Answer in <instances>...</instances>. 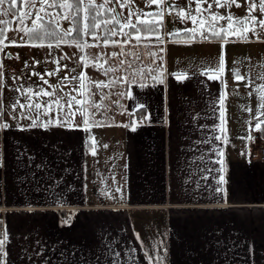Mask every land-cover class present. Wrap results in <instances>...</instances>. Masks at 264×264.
Here are the masks:
<instances>
[{"label":"crops","instance_id":"0c3cea01","mask_svg":"<svg viewBox=\"0 0 264 264\" xmlns=\"http://www.w3.org/2000/svg\"><path fill=\"white\" fill-rule=\"evenodd\" d=\"M183 32L187 38L157 45L163 58L150 74L125 83L113 73L110 95L94 82L111 78L88 61L84 71L68 66L56 87L47 83L66 100L87 99L71 109L80 127H29L24 117L36 113L8 106L1 87L0 123L9 125L0 130L3 264H149V257L151 264H264V163L248 155V137L264 135V38ZM166 46L176 47L172 60ZM80 73L84 88L73 91L79 83L71 77ZM103 96L100 108L91 106ZM64 105L40 109L38 122L62 119Z\"/></svg>","mask_w":264,"mask_h":264},{"label":"rangeland","instance_id":"374dc122","mask_svg":"<svg viewBox=\"0 0 264 264\" xmlns=\"http://www.w3.org/2000/svg\"><path fill=\"white\" fill-rule=\"evenodd\" d=\"M101 2L102 0H96L97 4ZM209 5H211L210 10H209ZM220 5L222 6H217L215 0H207V2H204V0H199V2L198 0H164V3L161 4L160 6H157L156 4L149 5L146 3V0H132L131 7L143 13L155 14V13L163 12V17L164 14H167L170 11L176 12V18L174 20L164 21V18H162L163 27L161 28L160 31L164 41L171 38L172 33H176L177 35H179L180 33H183L184 30L193 29V28L198 29L195 37H199L200 32H204V35L208 37L211 35L207 31L209 23H214L216 25L217 30H219L218 29V23H219V27L224 28L226 30V32H224L223 35L224 38H234L237 36L239 37L246 36L252 39L255 37L264 38L263 31L259 29L258 32L256 31V33H253V31L250 30L249 28V27L254 28L258 26L260 27L261 26L260 21L264 20V12L261 11L260 0H236L235 3H233L232 0H220ZM39 7H40L39 0H37V9ZM108 7L116 8L118 13H121L123 17L125 18L128 17V12H129L128 6H125L123 9H121L117 4L112 3L109 4ZM197 7L201 9L199 13L195 11ZM178 8L184 9L183 17L181 15H178ZM6 10H8V7L5 4L3 6V9H0V11H6ZM22 10L32 11L33 14H35L36 11V9L26 8L24 5ZM48 11H60V10L48 9ZM213 14H215L217 17H224V18L223 19L218 18L215 21H212L211 17ZM41 15L44 14L41 13ZM113 15H115V13H113ZM190 16H196L197 23L195 25L192 23ZM228 16L232 17L231 29H228V23H229ZM202 18L205 20V24L201 28L200 20ZM130 19L132 20L133 23H137L136 16H132ZM141 19L159 20L160 17L142 16ZM0 20L11 22L8 23V27L5 33L7 39L4 40V46L2 47V49H0V63H2L3 65V67L0 68V73H2V75H0V90L2 89L1 87L4 86L3 89H5L4 91L6 93V100L5 101L3 100V102H6V104L13 102L16 107L22 109L19 106L20 103L18 101H20L22 102L23 105L26 106L24 107L25 112L28 111H30L31 113L37 112V110L34 107L31 110L27 107V105H29L30 103L33 106L36 103H39L41 105L40 109L44 111V108L47 106L48 103L60 99L61 97H63V99L60 100L61 104H64L66 102V98L63 95L59 94L57 96L56 93H55L56 95L54 96L36 95V93L39 92L41 88H43L48 92L49 90L47 89L46 84H39L33 82L34 80H36L35 78L31 80V77H29L31 76L29 74L30 69L36 70L41 74L51 72L53 73V75H56V79H53L55 78V76H53L51 79L49 78L48 75L44 76V80H47L49 84L56 87L57 86L56 83L58 81L60 83V75L62 74V72H64V70H67L68 66H70V68H74L75 70L80 69L81 71H84V62L86 61H88V63L92 62L97 57V55H100L102 59L100 60V64H101L100 69L98 70L96 68V70L98 71V73H101L103 75L105 80H107V78L113 77V73L115 74L116 71L119 72L122 78L127 77L128 79V76L132 75L133 70L140 68L147 70L158 56H159L158 59L163 58L162 51H160L159 53L157 52L156 47L159 44L156 43V39L154 36H150L146 40H144L143 36L141 37L142 40H144V43L149 44L148 48H145L143 44L137 45L135 38H133L127 44H117V45L109 44L108 46H104L103 43L101 42L99 46L87 47L84 49L83 52L78 51L75 47H68L66 45H61L60 48L53 47L49 49L46 46L43 47L31 46L28 43V37L25 36L23 32L17 31V29L23 27V25L20 24L17 15H14L10 12L9 15L7 16H0ZM241 20H245L246 22L243 25H241L238 23V21ZM60 23L63 28L70 27L67 21L61 20ZM25 24L28 27H31V20L26 19ZM1 25L2 24H0V26ZM109 27H111V25H109ZM245 28H247L248 30L244 31ZM237 29H240V31H237ZM124 31L128 32L133 30L130 28H125ZM98 34L102 35V32L98 31ZM112 39L116 41H120L122 39V36L117 35ZM13 40H15L16 42L15 44L11 43V41ZM89 43H94V42L89 41ZM160 46L159 48L161 49ZM244 47L246 46L244 45ZM244 47H242V49ZM175 50L176 47L172 46L167 51V46H166L165 57L167 58V56L169 55L171 60L175 58ZM122 51L124 53L135 52L139 55L140 58L134 59L132 56H126V55H117L116 57H113L111 55L112 53L120 54ZM149 51L157 53V55L155 57L146 55L145 53ZM240 53L243 54L241 48H240ZM65 55L71 57V59H61V57ZM53 59L60 60V64L57 65L53 63L52 62ZM121 60L126 61V63L121 65L120 64ZM36 61H39V63L37 64ZM104 61H106V63ZM127 61H131L132 68L130 69L128 68ZM64 65H67V68H64L63 67ZM57 68H60L61 70L56 71ZM106 68H113L116 70L104 74L103 70ZM145 74H147V71H145L143 75ZM111 80L112 82H110V84H108L109 80L104 81V84H106L107 87L98 88L95 85V89L96 88L100 89V91H102V94L104 95H108V94L110 95L109 91L112 90V85L116 84V80L112 78ZM41 81L43 82V80ZM28 88H32L33 92L26 93L24 90ZM17 89H19V91H17ZM82 92L83 90H81V93ZM103 97L104 98L102 100H98L99 102L98 104L103 103L105 101L106 96ZM112 99L113 101L116 102L118 101V97H116L115 95H112ZM7 105L9 106V104ZM56 108L57 106L53 104L51 110H54L53 112L55 111L59 112L60 110ZM49 110L46 113H50L51 111Z\"/></svg>","mask_w":264,"mask_h":264},{"label":"snow or ice","instance_id":"6c2138e0","mask_svg":"<svg viewBox=\"0 0 264 264\" xmlns=\"http://www.w3.org/2000/svg\"><path fill=\"white\" fill-rule=\"evenodd\" d=\"M17 2L18 0H0V9H3V6L5 4L8 5V10L6 11H0V16H7L11 12L12 9H16L15 15L18 16L19 22L23 27L17 29L18 32H23L25 36L28 37V42L31 46H46L49 49L56 47L60 48L61 45H66L68 47H75L78 51L83 52L85 48L92 47V46H99L102 42L104 46L111 45H117V44H127L131 41V39L135 38L137 45L143 44L145 48L149 47L148 43H144V40H146L150 36H154L156 39L157 44H163L164 39L161 35V28L163 27L162 18H163V12L160 13H143L140 11H137L131 7L132 0H102L101 3L97 4L96 0H39L40 7L37 9V0H20V3L23 4L26 8L30 9H36L35 14H33L32 11H25L20 8H17ZM199 2V0H198ZM204 2H207V0H204ZM217 6L220 5V0H215ZM233 3L236 2V0H232ZM115 3L117 4L121 9H123L125 6L129 7L128 17L125 18L122 16L121 13H118L116 11V8L108 7L109 4ZM146 3L156 4L157 6H160L164 3V0H146ZM261 4V11L264 12V0H260ZM254 7V5H253ZM48 9H59L60 11H48ZM211 9V5H209V10ZM197 13L201 11L199 7L195 9ZM43 13L44 15H41ZM115 13V15H113ZM184 9L178 8V15H181L183 17ZM132 16H136L137 23H133L130 19ZM160 17L159 20H149V19H141V17ZM223 19L224 17H217L215 14L212 15L211 19L212 21H215L216 19ZM31 20V27H28L25 24V20ZM190 19L192 23L195 25L197 23L196 16H190ZM67 21L70 25L68 28H63L61 26L60 21ZM228 29L232 28V17L228 16ZM246 21L241 20L238 21L239 24L243 25ZM11 23L10 21H4L0 20V24H8ZM205 24V20L202 18L200 20V27L202 28ZM111 25V27H109ZM260 25L262 28H264V20L260 21ZM103 26V27H101ZM125 28H130L134 31H128L125 32ZM248 29L245 28L244 31H247ZM99 32H102V35L98 34ZM185 31L190 32L192 35L189 37L190 39H194L195 35L198 31L197 28L193 29H186ZM207 31L212 36H220L221 32H226L224 28H220L217 30L216 25L214 23H209ZM237 31H240V29H237ZM253 33H255V28L252 29ZM6 29L0 28V49L4 46V40L7 39L6 36ZM121 35L122 39L120 41L113 40L112 38ZM171 35L175 36L176 33H172ZM144 40H142V37ZM200 36L203 39H207L204 35V32H200ZM126 38V39H124ZM241 39H246V36H241ZM45 41L47 43L45 44ZM89 41H92L94 43H89ZM12 44H15V40L11 41ZM20 46V45H18ZM163 51V49H161ZM148 56L155 57L157 53L154 52H147L145 53ZM75 55V54H73ZM113 57H116L117 55H126V56H132L134 59H139V55L135 52H128L124 53L123 51L120 54L112 53ZM10 58V57H9ZM61 59H71V57L65 55L61 57ZM83 59V58H82ZM102 57L100 55H97V57L92 61V63L97 67L99 70L101 67L100 60ZM53 63L59 65L60 60L53 59ZM106 63V61H104ZM38 64L39 61H36ZM79 63V61H78ZM126 61L121 60L120 64H125ZM223 53L221 55V61L220 66L217 70L222 71L223 70ZM128 68H132L131 61H127ZM88 66L85 64V67ZM3 65L0 63V68H2ZM64 68H67V65L63 66ZM60 68H57L56 71H60ZM116 69L113 68H106L104 69V74H107L108 72L115 71ZM127 70V69H126ZM72 71H75V69H72ZM145 71H147L149 74L153 71L151 68H148L147 70L140 68L133 70L132 75L133 76H142ZM162 74V73H161ZM2 75V73H0ZM31 75L39 76L41 80L45 84H47V80H44V76L48 75L51 76L53 73H37L33 72ZM186 74H177V77L180 78L181 76ZM237 79H243L239 75V73H235ZM211 79L212 77L209 76ZM64 79H68L67 77ZM72 80L78 81L79 88H73V91H79L80 89L84 88L83 83V73L72 76ZM125 83H129L127 77L122 78ZM153 80H158L160 83H163V80L160 79L159 76H153ZM96 87H107L106 84H104L103 81H95ZM146 85L141 83L140 87H145ZM49 87H53L52 85H49ZM264 90V89H262ZM258 90V91H262ZM19 91V89H17ZM26 93H32L33 89L28 88L24 90ZM36 95H44V96H54L55 91L48 92L44 90L43 88L40 89L39 92L36 93ZM121 95H125V93H121ZM127 95L131 96V93H127ZM104 97H102L103 99ZM30 99V97H29ZM63 99L61 97L60 99H57L55 101H52L51 103H48L47 106L44 108V112L46 113L49 109L52 108V105L55 104L60 111H63L65 105L61 104L60 100ZM18 103V102H17ZM77 105H83L87 103V99L85 100H77L76 97L71 96V94H68V99L66 100L67 107L69 111L64 114V117L57 118L55 121L48 120L45 121H39L38 117L42 114L39 110L41 108V105L39 103H36L34 106L30 103L27 105V107L31 110L33 107L37 110L36 117L31 116H25V119H31L32 123L29 125L31 128L36 127H42L47 129L50 126H57V127H80L78 125H74L73 120L69 117H74L75 113L71 111L73 104ZM21 108L26 107L25 105L21 104L19 105ZM92 107L100 108L101 106L99 104H92ZM138 107L143 108V104H139ZM261 107H264V102H262ZM13 111H15V108H13ZM78 111L81 112L83 119H82V127L83 130H88L90 128L89 124V118L87 115L88 109L87 108H79ZM221 117H223V112L221 113ZM147 118V117H145ZM93 124L96 126H99V122L93 120ZM257 129H259V124L256 125ZM9 128V125L7 123H0V130H6ZM20 130H25L24 128H20ZM134 130V129H133ZM219 138V137H217ZM90 139L94 140V137H91ZM249 140L252 139L251 136L248 137ZM95 154V151L93 150V155ZM222 155V153H218ZM222 165V169L224 170V163L223 161H218ZM2 161H0V167H2ZM219 183L223 184L226 183L223 176L220 177ZM220 191H225L223 188L219 189ZM117 192H120V189H116ZM110 195V193H109ZM226 195V192H225ZM29 208L31 206L29 205ZM67 222V221H66ZM0 223H2V220H0ZM137 239H139V236H137ZM8 240V234L5 230L3 233H0V264H3L4 259L7 257V253L4 251V245L6 241ZM119 253H115L116 257H119ZM152 257H149V264H151ZM157 264H160V259L157 258Z\"/></svg>","mask_w":264,"mask_h":264},{"label":"built area","instance_id":"2783aa9c","mask_svg":"<svg viewBox=\"0 0 264 264\" xmlns=\"http://www.w3.org/2000/svg\"><path fill=\"white\" fill-rule=\"evenodd\" d=\"M176 18L175 12H168L164 14V21L174 20ZM249 159L256 163H264V135L255 133L248 145ZM2 229L0 228V233Z\"/></svg>","mask_w":264,"mask_h":264},{"label":"trees","instance_id":"16d2710c","mask_svg":"<svg viewBox=\"0 0 264 264\" xmlns=\"http://www.w3.org/2000/svg\"><path fill=\"white\" fill-rule=\"evenodd\" d=\"M7 5V4H6ZM7 7H8V5H7ZM17 8H20V9H22L23 8V4H21L20 3V0H18V2H17V6H16ZM16 12V9H12L11 10V13L12 14H14ZM15 15V14H14ZM7 27H8V24H2L1 26H0V28H4V29H7ZM134 31V30H133ZM188 33L187 32H183V33H180L179 35H175V36H173L172 35V40H182V39H185V38H187L188 37V35H187ZM29 43V42H28ZM47 43V41H45V44Z\"/></svg>","mask_w":264,"mask_h":264},{"label":"water","instance_id":"95a60500","mask_svg":"<svg viewBox=\"0 0 264 264\" xmlns=\"http://www.w3.org/2000/svg\"><path fill=\"white\" fill-rule=\"evenodd\" d=\"M117 11V10H116ZM118 12V11H117Z\"/></svg>","mask_w":264,"mask_h":264}]
</instances>
